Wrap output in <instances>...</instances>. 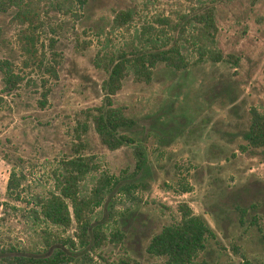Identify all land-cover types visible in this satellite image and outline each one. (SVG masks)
<instances>
[{
    "label": "rangeland",
    "instance_id": "1",
    "mask_svg": "<svg viewBox=\"0 0 264 264\" xmlns=\"http://www.w3.org/2000/svg\"><path fill=\"white\" fill-rule=\"evenodd\" d=\"M32 2L34 25L20 24L12 8L0 12V61L20 77L15 89L3 93L0 72V202H7L0 206V250L52 251L31 226L30 205L5 196L10 164L22 170L27 200L47 195L59 160L80 154L99 167L80 182L81 193L90 191L101 170L117 177L92 220L102 223L107 239L115 230L122 238L94 252L64 245L72 257L64 264H160L163 259L145 247L184 204L214 234L197 261L264 264V151L238 149L249 111L264 103V0H87L67 13L55 0ZM206 5L214 9L218 62L196 59L182 39L190 33L183 20ZM118 10L132 17L121 28L111 25ZM161 18L185 27L181 37L176 30L166 36L168 44L182 45L187 66L158 63L148 83L134 82L130 73L122 80L112 104L134 120L121 131L132 143L110 151L89 120L103 102L107 77L93 65L94 56L137 47L142 26L159 27ZM135 147L143 154L138 169ZM74 232L72 222L54 234L75 241Z\"/></svg>",
    "mask_w": 264,
    "mask_h": 264
},
{
    "label": "trees",
    "instance_id": "2",
    "mask_svg": "<svg viewBox=\"0 0 264 264\" xmlns=\"http://www.w3.org/2000/svg\"><path fill=\"white\" fill-rule=\"evenodd\" d=\"M87 0H55L57 9L67 13L73 8H82ZM14 9V16L20 24L34 25V12L32 0H0V12ZM185 18V17H184ZM132 19L128 10L115 12L111 25L115 28L124 27ZM183 22L190 28L187 38H182L191 47L196 59H207L211 62L222 60L221 54L215 49L216 24L214 9L206 5L193 12ZM176 23V22H175ZM171 23L168 18L156 20L159 25H144L139 31V38L143 42L137 47L126 51L113 52L104 50L96 53L93 65L107 72V77L101 83L104 92L103 102L89 114L92 128L102 145L113 151L120 146L132 143V139L122 130L133 127L134 120L127 118L119 107L112 104V96L121 88L122 80L130 73L134 82L148 83L152 70L161 63L165 67L183 70L187 60L181 52V44L173 40L170 44L166 36L171 30H176L181 37L185 29ZM169 30V31H168ZM2 74V92L9 93L15 89L20 77L14 74L6 61H0ZM53 74V70L50 69ZM264 72V67H263ZM43 95V99H44ZM43 103V102H41ZM243 144L238 145L241 152L248 150L264 151V103L260 109L252 108L246 128L241 134ZM135 169L140 168L143 154L134 148ZM57 172L52 176V190L47 195L30 194L27 200L22 196V181L24 175L20 167L11 163L5 184V196L15 202H24L30 205L27 217L31 226L38 230L44 247L52 251L31 254L22 253L16 248L0 250V264H64L71 261L72 257L65 246L78 248L83 252H94L107 242L119 243L122 234L118 231L110 232L108 239L103 232L102 223L92 220L94 208L100 205L103 194L107 189L118 183L117 177L100 171L94 186L87 194L81 193L79 184L91 172L99 171V167L90 156L76 154L69 158L59 160ZM188 188H182L186 192ZM1 207H6L7 202H0ZM16 209L15 206H12ZM178 218L173 222L163 225L153 234L146 247L148 255L162 258L160 264H209L197 261V256L205 249L208 237L214 234L207 222L199 215H194L185 204L177 208ZM244 213L239 209V218ZM72 222L74 223L73 237L63 241L54 234L55 231H65ZM255 223L254 217L251 225ZM55 228V231L50 228ZM76 248V249H77ZM247 264V263H242Z\"/></svg>",
    "mask_w": 264,
    "mask_h": 264
}]
</instances>
